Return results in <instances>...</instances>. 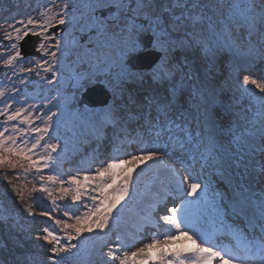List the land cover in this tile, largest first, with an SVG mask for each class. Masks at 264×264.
<instances>
[{
	"label": "snow or ice",
	"instance_id": "obj_1",
	"mask_svg": "<svg viewBox=\"0 0 264 264\" xmlns=\"http://www.w3.org/2000/svg\"><path fill=\"white\" fill-rule=\"evenodd\" d=\"M48 3L60 9L54 17L41 22L39 17L47 16V12L38 10L35 16L13 17L0 33V40L8 41L7 48L12 50L0 53L6 57L3 64L31 65L21 67L18 75L12 72L20 83L0 100V169L23 170L38 177L39 187L27 190L29 197L36 200L35 206L26 202L17 184H8L11 192L19 193L22 213L28 218L39 216L50 221L48 227L37 231L16 222L11 214H0V226L16 237L19 255L13 257L12 264H63L79 253L85 233L110 239L111 225L118 223L124 207L121 201L134 190L132 172L141 165L150 167L166 159L168 145L153 142L152 147H142L153 138L158 140L162 133H167L190 156L185 164L187 175L173 170L163 193L165 214H158V221L168 231L149 237L148 242H141L142 246L131 252L125 249L132 245L116 236L115 246L104 254L105 264H264V195L255 197V202L250 197L217 192L215 188L210 195L209 183L202 177L203 166L215 161L224 168L221 181L228 179V161L218 146V139L223 136L245 142L246 126L250 125L254 130L250 138L258 135L264 142V82L248 74L239 80L244 91L249 85L257 90L259 103L250 102L252 112L216 83L220 61L227 54L235 56L242 50L254 53L259 45L264 58V0ZM76 12L81 35L77 48L87 55L84 62L89 67L84 72L77 67L68 78L75 92L70 97L59 91L50 96L28 95L27 89H34L37 81L41 88L61 86L65 75L61 67L66 59L61 28L75 20ZM29 36L37 41L36 55L31 57L22 55L14 42ZM4 48L0 44V49ZM109 50L112 56L107 55ZM102 51L103 56L99 55ZM146 51L155 53L156 58L141 68L133 61ZM190 51L198 54V66L188 55ZM231 70L242 71L235 67ZM96 83L107 94L99 109L82 98L87 87ZM145 84L151 87L145 88ZM4 95L0 92V97ZM69 121L73 127L88 129L86 138L94 143V153H100L101 148L110 150L103 159L94 161L99 167L77 168L75 174L61 170L68 154L67 133L62 127ZM193 145L194 154L190 152ZM197 164L201 165L200 171L196 170ZM123 165L132 168L126 170ZM116 168L124 173L120 183H116ZM58 171L66 179L45 176ZM46 180L55 181L58 187L50 190L45 187ZM12 199L15 201L16 197ZM41 200L48 205L47 210L36 211ZM202 205L209 213L214 212L212 219L223 225L227 234L243 238V244L235 251L222 245L218 250L217 240L221 237L205 227L209 216L204 215ZM186 228L196 232L204 243L176 251L164 247L180 235L188 236ZM29 240L42 245L43 258L28 248ZM208 244L212 247L205 246Z\"/></svg>",
	"mask_w": 264,
	"mask_h": 264
},
{
	"label": "rangeland",
	"instance_id": "obj_2",
	"mask_svg": "<svg viewBox=\"0 0 264 264\" xmlns=\"http://www.w3.org/2000/svg\"><path fill=\"white\" fill-rule=\"evenodd\" d=\"M69 29L64 32H67L64 37L65 42L69 46H76L77 49V42L80 41L81 37L80 32L78 29ZM256 49L252 54L240 51L233 56V60L235 63L237 62V65L228 63L226 56L222 57L220 61V73L216 81L218 85L224 88L227 95H236L238 99L241 98L240 106L248 108L249 112L254 111V109L249 107L250 102L259 103L257 90L251 85L248 86L247 91L240 89L239 80L242 79L243 75L248 74L252 75L258 81L264 82V58H262L259 51V45L256 46ZM80 52L83 53V57L87 60V55L82 51ZM99 55L103 56L105 53L102 51ZM107 55L112 56V52L109 50ZM188 55L197 66L201 63L196 52L190 51ZM177 56L182 57V54L177 53ZM234 67L242 71H239V73L232 71L231 69ZM144 87L148 88L151 85L145 84ZM96 108L99 109L100 107ZM142 111H147V109H142ZM237 111H239V108H237ZM241 131H245V129ZM253 131L250 125L246 126V135L243 138L245 142L242 143H237L233 136L228 135L218 139V146L223 149L225 159L228 161L227 165H225L228 179L223 182L221 181V173L224 171V168L217 166L215 161L212 164L204 165L202 177L209 183L208 191L210 195L213 188L217 192L226 191L233 197L245 194L247 197L252 198L253 202H255V197L264 195V153H262L264 142L260 140L258 135L250 138V134ZM87 134V128L81 129L79 126L74 129L73 138L68 142L66 150L68 154L65 155L64 162L61 166L63 172L67 173L71 170L72 174H75L77 168L99 167V164H95L94 161L98 158L103 159L104 155L110 154V150L104 148L100 149V153L103 155L94 153L92 148L95 145L86 138ZM81 140H83L82 144L80 142ZM153 142L168 145L169 151L166 153V159L155 164L149 162L151 164L150 167L141 165L132 172L135 180L134 190L130 197H125L121 201L124 207L118 217V223H113L112 231L108 232L110 239L85 233L81 240L79 253L67 259V264H105L104 254L108 252L109 248L115 246L114 241L116 236H120L126 243L132 245V247L125 249L131 252L141 247V242H148L149 237L168 231L158 221V214H165L163 212V206L166 201L163 199V193L169 185V181L172 179L173 170L183 172L187 175L185 164L188 163L190 156L189 152L181 150L175 144L174 139L170 140L167 133H162L158 140L153 138V141L142 145V147H152ZM190 152L193 154L196 153V147L194 145L190 149ZM121 167L126 170L132 168L131 165H123ZM140 168L144 170L140 171ZM196 170H201L200 164L196 165ZM114 171L117 173L116 183H120L124 173H121L120 168H116ZM53 174L57 175L60 179H66L65 176L60 175L59 171ZM157 180H159V183L153 184V181ZM203 212L204 215L208 214L211 217L214 215V212L209 213L204 206ZM126 214H130L131 216H126ZM122 216L125 217L123 223L120 222ZM146 218L153 220L155 226L144 228V219ZM40 220L43 225H50V221L47 219L42 218ZM126 224L130 225L125 226ZM185 231L189 232L188 236L180 235L178 239H174L170 245H164V247H170L172 251H176L179 249H194L202 245V243L198 242L194 231H189L187 228ZM205 246L210 247L209 245ZM153 257L154 259L156 258L155 251L153 252ZM146 264H153V261H147ZM214 264H218V262H214ZM250 264H253V262H250ZM255 264L258 263L255 262Z\"/></svg>",
	"mask_w": 264,
	"mask_h": 264
},
{
	"label": "trees",
	"instance_id": "obj_3",
	"mask_svg": "<svg viewBox=\"0 0 264 264\" xmlns=\"http://www.w3.org/2000/svg\"><path fill=\"white\" fill-rule=\"evenodd\" d=\"M62 2L63 0H55L56 5H59ZM82 2L83 0H71L72 5H79ZM37 10L40 13L47 12V16L39 17L41 22H43V20L49 17H54L56 12L60 11L58 7H55L54 5H49L48 0H0V33H2L8 27V24L11 23L13 17L19 19L22 16L23 17H27L28 15L35 16ZM73 12H75V8H73ZM79 18H80L79 13L76 12L75 20L70 21L71 22V25L69 27L70 29H79V25L76 22L79 20ZM66 34L67 32L64 33V37ZM12 35L14 37L15 33H12ZM14 42L17 44V47L19 49L20 41H14ZM8 43L9 42L6 40H0V44L5 45L4 49H0V53L5 51V49L9 52L12 51L10 48H7ZM65 48H66V53H65L66 59L61 67V71L65 75H64V79L61 81V86L59 87V89L48 88V87L41 88L39 86V82L37 81L36 87L34 89L33 88L27 89L28 95L33 97L40 96L41 94H43L44 96H50V95H56L57 91H59L70 97L75 92V88L70 87L68 78L77 69V67H79L80 71L84 72L88 69L89 65L86 62H84L86 60L83 57V53H81L78 48L76 49V46H69L65 42ZM241 52L247 53L248 51L242 50ZM226 57L228 63L237 65L236 64L237 62L235 63V61L233 60L234 57L232 54H227ZM4 58L6 57L0 55V92H3L5 94L4 97H0V100L6 98L7 95L13 90L14 85L20 83V81L17 80L12 75V72L15 71L18 75L21 67L31 66L29 64H21L19 62H14L13 67H6L3 64ZM233 96H235L238 99V96L236 95ZM239 99L238 100L241 101V98ZM35 102L39 103V100H36ZM0 107H3V105L0 104ZM53 110L55 111V109ZM77 127H79V125L73 127L70 121L67 122L66 125L62 127V131L67 133L65 139L68 142L73 138L74 129H76ZM47 175H54V174L45 173V176ZM5 176L7 177V179H4ZM8 181H12L13 183L17 184L18 188L20 189V193H23L25 195V200L27 203H31L34 206L37 203L35 199H31L29 197L27 190L31 189L33 186L39 187L38 177L30 174H25L23 170H17L13 172L11 170L5 171L3 169H0V214H4V215L11 214V216L14 217L16 222L21 223L33 230L38 231L42 227H48L43 225L40 220L42 218L43 219H47V218L39 217V216L36 218H28L26 214L20 211L19 193L10 191V186L8 184ZM45 187L50 188V190H54L56 187H58V185L55 183V181L50 182L46 180ZM13 196L16 197L15 201H13L12 199ZM39 204L40 207H37L35 209L36 211L47 210L48 205L43 200H41ZM5 209H7V212L4 211ZM15 239L16 237L14 233L9 232V230L6 227L0 226V262L6 260L8 264H12L13 257L19 255L16 248ZM28 248L31 251L38 254L40 258H43L44 250L42 245L38 243H32L29 240ZM63 264H67L66 260L63 262Z\"/></svg>",
	"mask_w": 264,
	"mask_h": 264
},
{
	"label": "water",
	"instance_id": "obj_4",
	"mask_svg": "<svg viewBox=\"0 0 264 264\" xmlns=\"http://www.w3.org/2000/svg\"><path fill=\"white\" fill-rule=\"evenodd\" d=\"M69 26L70 22L66 23V26H62L61 30L64 32ZM36 43V38L32 36L26 37L23 41H20L19 50L22 55L29 57L36 55L34 51ZM155 58V53L146 51L139 54L133 62L141 68H146ZM106 96L107 94L103 91L102 85L100 83H96L87 88V91L83 94L82 98L85 103H89L94 107H101L103 106V101L106 99Z\"/></svg>",
	"mask_w": 264,
	"mask_h": 264
},
{
	"label": "bare ground",
	"instance_id": "obj_5",
	"mask_svg": "<svg viewBox=\"0 0 264 264\" xmlns=\"http://www.w3.org/2000/svg\"><path fill=\"white\" fill-rule=\"evenodd\" d=\"M128 215H130V214H128ZM128 215L126 214V216H128ZM130 216H131V215H130ZM120 219H121V221H120L121 223H123V222L125 221V217H124V216H122ZM129 225H130V224H128V225H126V226H129ZM217 241H218V240H217Z\"/></svg>",
	"mask_w": 264,
	"mask_h": 264
}]
</instances>
